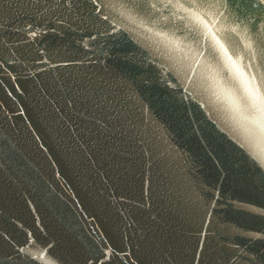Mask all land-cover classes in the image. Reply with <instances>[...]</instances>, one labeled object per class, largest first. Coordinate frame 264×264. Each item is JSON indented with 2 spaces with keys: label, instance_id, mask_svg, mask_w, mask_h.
Here are the masks:
<instances>
[{
  "label": "water",
  "instance_id": "95a60500",
  "mask_svg": "<svg viewBox=\"0 0 264 264\" xmlns=\"http://www.w3.org/2000/svg\"><path fill=\"white\" fill-rule=\"evenodd\" d=\"M253 76L264 0H0V264H264Z\"/></svg>",
  "mask_w": 264,
  "mask_h": 264
},
{
  "label": "snow or ice",
  "instance_id": "6c2138e0",
  "mask_svg": "<svg viewBox=\"0 0 264 264\" xmlns=\"http://www.w3.org/2000/svg\"><path fill=\"white\" fill-rule=\"evenodd\" d=\"M233 63L235 62L233 61ZM244 90L247 106L257 114L252 123L257 125L260 131L264 133V90L255 82V76L251 80H244ZM236 109L239 111L238 104L236 105Z\"/></svg>",
  "mask_w": 264,
  "mask_h": 264
}]
</instances>
